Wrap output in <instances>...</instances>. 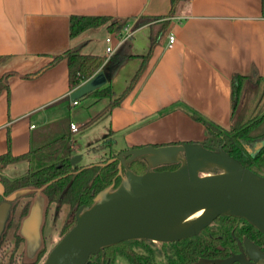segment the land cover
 Here are the masks:
<instances>
[{
  "label": "crops",
  "instance_id": "obj_1",
  "mask_svg": "<svg viewBox=\"0 0 264 264\" xmlns=\"http://www.w3.org/2000/svg\"><path fill=\"white\" fill-rule=\"evenodd\" d=\"M171 11L172 0H0V77L14 72L8 79L9 92L5 88L0 92V155L34 152L70 136L74 155L81 153L82 163L86 153L97 152L96 146L111 140L98 151L103 157L81 164L87 166L135 147L205 142L208 129L194 115L229 130L234 123V76H247L255 86L249 91L264 85L262 0H180ZM74 14L109 15L132 28V36L116 51L128 56L103 85L111 84L116 94L129 84L153 36L168 21L146 69L120 105L82 127L109 100L103 98L107 102L100 109L85 110L88 115L79 129L100 134L86 146L85 154L75 147L79 129H71L72 107L84 98L91 99L86 108L91 107L97 99L82 97L73 103L66 58L42 68L79 44L83 53L107 58L106 47L117 34L102 25L72 37ZM170 33L176 36L172 46ZM23 161L29 164L25 173L37 165L34 153L4 167L1 176L24 175L14 174Z\"/></svg>",
  "mask_w": 264,
  "mask_h": 264
},
{
  "label": "water",
  "instance_id": "obj_2",
  "mask_svg": "<svg viewBox=\"0 0 264 264\" xmlns=\"http://www.w3.org/2000/svg\"><path fill=\"white\" fill-rule=\"evenodd\" d=\"M109 70L100 69L70 94L78 100L102 87ZM117 158L121 182L101 190L93 203L80 206L75 224L50 249L43 264H88L92 255L125 240L147 239L168 243L196 236L219 216L242 217L264 233V176L245 167L223 145L204 142L145 145L121 152ZM80 154L72 157L78 164ZM146 164L143 173L129 167L133 160ZM116 157L106 162L104 166ZM178 164L174 169H157ZM222 170L224 172L211 173ZM32 192L22 188L5 194L0 176V240L13 213L16 200ZM46 198L37 189L19 232L26 243V256L36 257L43 246L42 228ZM21 210V209H20ZM19 217V214H18ZM245 250L214 264H264V251L250 239ZM199 264H207L201 260Z\"/></svg>",
  "mask_w": 264,
  "mask_h": 264
},
{
  "label": "trees",
  "instance_id": "obj_3",
  "mask_svg": "<svg viewBox=\"0 0 264 264\" xmlns=\"http://www.w3.org/2000/svg\"><path fill=\"white\" fill-rule=\"evenodd\" d=\"M178 1L180 0H172L171 12H173ZM262 9L264 14V0H262ZM162 24L158 34L152 38L150 50L141 56L142 62L123 91L116 94L111 84H107L84 96L95 97L97 100L108 98L109 102L82 127L90 125L103 114L111 112L131 92L146 69L153 49L162 36L168 21ZM102 25H107L108 30L115 31L117 35L123 33L124 23L121 19H114L109 15L74 14L70 17V35L72 37L77 36L87 29ZM163 26H165L164 29ZM81 45L79 44L56 55L53 61L42 69H46L59 60L66 58L69 70V85L70 89L74 90L81 83L95 75L101 68L109 70L108 80H110L113 71L128 56L126 51L120 50L106 62V56L104 55L83 53ZM13 74L14 72H6L0 77V92L4 88L9 92L8 79ZM35 74H24V76L31 77ZM247 78V76L236 75L232 79V119H234V123L229 130L222 129L197 115H194V117L201 120L208 129L209 136L205 140V144L208 146L223 145L224 149L240 160L245 167L264 176V145L255 154L251 153L246 146V142L264 138V85L254 92L249 91V86H255ZM257 83L259 84L260 82ZM110 142L111 140H107V142L100 144L99 147L110 146ZM34 153L37 158V165L34 169L13 179L0 174L5 186V194L8 195L22 188L33 189L32 192L26 195L30 199L23 205L21 218L28 214L31 206V197L39 188L46 198V204L55 203L57 209H60L63 205H68L70 211L67 214L61 232L63 230L67 233L75 224L76 220L74 214L71 215L72 212H76L82 205L90 206L101 190L113 183L118 186L121 182L118 161H112L104 166L99 164L87 166L73 164L71 159L75 151L74 143L70 140V136H63L30 153L14 155L8 151L0 155V171L11 163L29 158ZM111 156L106 158L104 162ZM138 163L142 170L134 171L143 173L146 170V164L141 161ZM134 166V162L129 164L131 169ZM176 167L174 166V168ZM235 218L244 219L237 216L222 215L217 218L218 227L213 229L214 231L207 230V232L203 231L193 237L162 243V246L157 248L146 244L152 242L151 240H125L115 245L107 246L99 254L92 255L88 264H113V259L117 254L124 256L129 264H196L199 257L222 255L224 251L222 247L230 246L231 241H235L233 236V232L237 234L233 221ZM244 220L247 221L246 219ZM248 223L264 238V233L250 222ZM16 237L17 246H19L24 239L18 231L16 232ZM134 243L136 245L141 244L142 251L135 250L133 248ZM116 248H120L119 252H117ZM42 249L45 248L42 246L34 259H29V261H25L22 264H37V258L43 254ZM108 251L109 253H107ZM91 260L93 261L91 262Z\"/></svg>",
  "mask_w": 264,
  "mask_h": 264
},
{
  "label": "rangeland",
  "instance_id": "obj_4",
  "mask_svg": "<svg viewBox=\"0 0 264 264\" xmlns=\"http://www.w3.org/2000/svg\"><path fill=\"white\" fill-rule=\"evenodd\" d=\"M91 99H81L80 101V105H73L72 110H73V119H74V123L80 127L81 126V122L83 121V118L86 117V114L88 115V113L85 110H89L90 112L95 110V109H100L106 102L107 100L105 99H101V100H97L94 104L92 103L91 107H87L88 106L89 101ZM94 100H92L93 102ZM82 106H85L83 109ZM90 108V109H89ZM79 129V128H78ZM77 129V130H78ZM86 130V128L83 129H79L78 132L75 133V138H73L75 140V147L77 150H80L81 152H83L82 154H85V151L87 150L86 146L89 145L90 143H92L93 141H95L97 136H100V134L97 131H83ZM264 145V138L255 140V141H251V142H246V146L247 149L255 154L257 153ZM254 147V148H253ZM98 149V151L104 150L105 147H99L96 146V150ZM256 150V151H255ZM97 152H90L89 154L86 153L85 154V158H83L82 163H89L92 161H95L98 158L103 157V153H99ZM79 154V153H78ZM81 155V153H80ZM102 161V160H101ZM104 162V159L103 161ZM81 162H78L79 165L82 164ZM33 166V165H32ZM29 167L28 162L23 161L20 165H18L17 169L14 171V174L18 176L22 175L23 173H25V169H27ZM136 171H141V167L137 164L134 166V168ZM35 196L34 195L31 197V199L33 200ZM30 197L29 196H22L21 198H19L16 202L19 205L17 207V211H19L21 209V206L23 205V203L29 201ZM31 200V202H32ZM55 203H52L51 205L46 204V208L50 207V209L47 210V212H45L44 214V221H43V230H44V234H45V238H43L44 240V244H43V254L41 255V257L39 256L37 258V264H43L45 257L47 256L48 252L50 251V249L59 241V239L66 233L61 229L62 226L65 222V219L67 217V214L69 213V206L68 205H63L60 209H57L55 211ZM75 212H72L71 215H73ZM73 224V223H72ZM51 238L53 240H51ZM136 240V239H135ZM23 243V242H22ZM20 243L19 246L13 247V245H9L8 243H5L4 246H2L0 248V264H9L10 260V254H12V256L14 255V258L16 257V259L19 258L18 263L17 264H21L22 260H27L26 255H25V245ZM146 244L152 245L155 248L157 247H161L162 243L160 242H148ZM141 244L136 245L135 243L133 244V248H135V250L138 251H142L141 249ZM124 247V246H122ZM119 252L120 248H116ZM115 250V249H114ZM112 253V251H110ZM109 253V251L107 252ZM110 253V254H111ZM93 260H91L92 262ZM114 264H129L127 259L124 256H121L119 254H117L114 259Z\"/></svg>",
  "mask_w": 264,
  "mask_h": 264
},
{
  "label": "flooded vegetation",
  "instance_id": "obj_5",
  "mask_svg": "<svg viewBox=\"0 0 264 264\" xmlns=\"http://www.w3.org/2000/svg\"><path fill=\"white\" fill-rule=\"evenodd\" d=\"M119 154H113L111 156V158L116 157V160H114V161H118V163L120 162V159L117 158V156ZM139 161H141V160L136 159V160H133L132 162H130L129 164H132L134 162L135 165H136V164H139L138 163ZM141 162H143V161H141ZM177 165L178 164L161 165V166H158L157 169H160V170H162V169H171V168L173 169L174 166L176 167ZM133 170H135V169H133ZM32 191H33V189H32ZM0 198H1L0 199V202H1L4 199V197L2 195H0ZM16 201L14 202V205H13V210H12L13 213H12V216L10 218V221L7 223L6 230L4 231V233L2 235V238L0 240V248L2 246H4L5 243H8V244L10 243L9 245L10 246L13 245V247H16L17 246L16 232L17 231L19 232V228H20V224L19 223H21V221L23 219V218H21L22 208H23V205L26 202L23 203V205L21 206V210L17 211V207L19 205L17 204ZM48 209H50V207L45 208V212H47ZM56 210H57V208L55 207V211ZM18 213H19V217H18ZM233 221H234V226H235V229H236V233L238 234V235L237 234H234V232H233V236H234L235 241L232 240L231 243H230L231 244L230 246L222 247L223 250H224L222 255H219V256H204V257L202 256V257H199V259L196 261V264H199L201 262V260L207 261V264H214V262L211 261L213 259L227 258V257H230V256H232L234 254H240V253H242L243 251H242L241 245L243 247V250H245V247H244V240H245V238L250 239L253 243L257 244L262 251H264V238H263V236L261 234H259L258 232H256V230L248 223L249 221L247 222V221H245L244 219H241V218H235V219H233ZM217 227H218V222H217V219H216L211 225L205 227L201 232H203V231H206L207 232V230L208 231H214L213 229H216ZM42 236H43V238L46 237L45 234H44L43 228H42ZM23 239H24V237H23ZM22 242H23L22 244L25 245V255H26V243H25V239ZM26 258H27V260H25V259L22 260L21 261V264L23 262H25V261H29V259H34L35 257L34 258H28L26 256ZM18 260H19V258L16 259V257L14 258V255L12 256V254H10V260H8V261H9V264H17L18 263ZM113 264H114V261H113ZM231 264H241V262L236 260V261H234Z\"/></svg>",
  "mask_w": 264,
  "mask_h": 264
},
{
  "label": "built area",
  "instance_id": "obj_6",
  "mask_svg": "<svg viewBox=\"0 0 264 264\" xmlns=\"http://www.w3.org/2000/svg\"><path fill=\"white\" fill-rule=\"evenodd\" d=\"M132 34H133V30L128 26L123 29V33L121 35L116 36L115 42H111L112 40L111 37H107V42H111V44H109L106 47V53H107L106 62L110 59V57L113 54H115V52L120 48V46L132 36ZM175 41H176V36L170 33L168 35V46H172ZM73 103L77 104L78 100H74ZM78 128L79 127L75 123H71V129L77 130Z\"/></svg>",
  "mask_w": 264,
  "mask_h": 264
},
{
  "label": "bare ground",
  "instance_id": "obj_7",
  "mask_svg": "<svg viewBox=\"0 0 264 264\" xmlns=\"http://www.w3.org/2000/svg\"><path fill=\"white\" fill-rule=\"evenodd\" d=\"M220 172H224L222 170H217V171H212L211 173H220Z\"/></svg>",
  "mask_w": 264,
  "mask_h": 264
}]
</instances>
